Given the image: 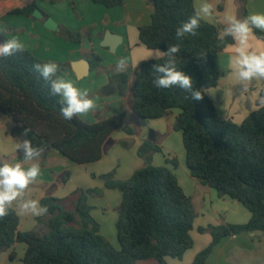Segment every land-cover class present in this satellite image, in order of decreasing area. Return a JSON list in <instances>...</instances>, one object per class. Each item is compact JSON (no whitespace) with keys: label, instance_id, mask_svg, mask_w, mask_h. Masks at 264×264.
<instances>
[{"label":"trees","instance_id":"trees-1","mask_svg":"<svg viewBox=\"0 0 264 264\" xmlns=\"http://www.w3.org/2000/svg\"><path fill=\"white\" fill-rule=\"evenodd\" d=\"M93 1L114 8L123 6L126 0ZM247 2L240 0L241 20L248 16ZM150 3L151 23L139 27L141 43L150 50L161 51L179 43L177 69L192 77L194 90H200L203 99L193 100L178 87H154L153 66L165 63L166 59L160 58L140 64L133 85L132 111L140 119L159 120L178 110L173 130L182 133L186 167L192 178L215 189L221 198L239 202L252 213L251 220L245 224L222 223L199 229L213 240L193 264H208L213 250L225 238L264 234V103L241 124L222 119L205 89L210 82L216 86L221 78L217 60L226 48L222 29L201 19L195 36L178 41L175 30L195 14L194 0H150ZM38 8V0L30 4H24L23 0H0V20L12 15L36 19L33 13ZM63 32L67 40L82 42L81 32ZM253 32L264 40V31L253 29ZM6 40L9 39L0 30V43ZM46 62L50 61L26 49L0 57V111L12 120L14 138L29 128L34 137L53 147L71 164L88 165L102 160L104 145L116 130L124 128L128 135L136 134L132 127L124 125V113L98 118L94 123L84 121L79 115L65 120L60 114V98L50 94L49 86L33 69L34 64ZM58 65L60 75L67 66ZM109 74L117 83L118 92L124 93L129 74L117 70ZM261 98L264 100V88ZM121 144L130 147L129 141ZM162 152V147L149 138L138 149L144 165L130 178L116 180L114 173L100 177L107 189L122 194L116 225L119 248L102 235L100 224L92 217L89 196L101 194L95 188L73 193L76 197L73 211L64 208L62 200L45 196L40 204L48 207L45 216L49 220L48 232L42 235L35 231L22 232L20 216L10 206L8 215L0 218V254L21 243L26 247L23 264H140L149 260L169 264L168 258L182 260L194 246L191 233L197 212L174 172L167 166L152 163L154 154ZM166 163L179 166L176 158H167Z\"/></svg>","mask_w":264,"mask_h":264},{"label":"crops","instance_id":"crops-1","mask_svg":"<svg viewBox=\"0 0 264 264\" xmlns=\"http://www.w3.org/2000/svg\"><path fill=\"white\" fill-rule=\"evenodd\" d=\"M23 1L24 4L33 2V0ZM64 1L66 2L60 5H53L50 2V5H46V9L43 8L42 2L44 1H38V7L42 10L43 15L46 14L48 18L52 17L57 22L59 30L56 33H61L63 30L81 32L83 34L81 43L68 42L61 37L57 38L52 31L44 27V22L48 19L45 16L41 21L38 19L32 21V18L23 15L6 16L0 20V30L8 39H19L25 49L34 53L38 58L67 66L60 76L71 80L80 89H88L89 98H92L97 105L95 110L85 115H79L84 121L94 123L98 120V115L104 113V116L101 117L104 119L123 112L127 113L126 118L132 116L134 114L132 91L138 68L145 60H156L151 56L155 50H150L141 43L139 33L140 26L151 23L153 6L150 0H126L123 6L114 8L96 4L93 0ZM68 1L74 5L78 21H74L72 17L74 10L68 5ZM200 2L202 0H194L195 8ZM207 2L214 5V11L211 17L204 18V20L222 29L221 37L226 42V48L219 54L217 60L221 78L216 86H212L206 91L222 119H231L241 124L262 105L261 90L264 88V79L241 81L232 67V58L236 55L238 41L229 36L230 34L225 35V29L229 26L226 22L228 17L235 16L237 19H241L240 0H207ZM247 11L248 16L252 13L264 14V0H248ZM24 26L27 28L28 35L30 31L39 34L41 42L37 43V39L28 36H19V29ZM88 28H92V30L87 31ZM107 34L110 36V41L113 38L118 42L114 52L110 47L102 45L106 41ZM248 51L257 54L264 52V40L259 39L254 32L249 36ZM97 57L101 59V62H98ZM121 58L126 59L127 69L125 72L129 74L128 88L124 93L118 92V85L111 80L110 72H108V70L112 72L116 68V64ZM82 60L90 61L91 69L85 78L80 79L75 69H77L76 63ZM178 114L177 111L173 112V122ZM13 127L10 117L0 111V163L2 164H15L22 159V152L17 149L16 145L25 138L24 131L20 137L14 138L11 135ZM117 132L118 130L106 141L103 158L109 151L107 146L110 143L116 145L118 140L114 138ZM134 137L136 136L127 134V139H125L135 141ZM27 138L31 139L34 145H46V150L39 158L41 175L37 180L42 181L43 184L38 201L41 202L45 196L52 195L62 200L64 208L73 211L76 197L57 192L58 189H64L67 186V175L72 168L71 163L30 132ZM140 146L141 143H134V152L137 155ZM141 162H134L138 166L131 170L129 178L142 165ZM31 163L29 162L23 167L26 169ZM183 172V181L177 175L178 180L185 193L191 197L197 212L194 229L191 233L194 246L186 252L182 260L168 258L169 264H193L196 256L212 243V236L208 233H201L200 228L217 226L222 223L245 224L252 218V213L242 204L227 197L221 198L215 189L203 186L192 178L188 169L185 168ZM94 177L96 178L98 175ZM67 203L71 205V208L67 207ZM38 218L36 220L40 225L42 223L47 226V222H43L45 218L47 221L49 220L47 216H38ZM35 226L33 227L35 228ZM23 227L24 224L21 220L20 230L22 232L40 233L39 227L36 230H24ZM12 254L14 255L13 259L11 258ZM15 259L16 253L11 251L9 260L14 261ZM208 264H264V234H241L225 238L213 250Z\"/></svg>","mask_w":264,"mask_h":264},{"label":"clouds","instance_id":"clouds-1","mask_svg":"<svg viewBox=\"0 0 264 264\" xmlns=\"http://www.w3.org/2000/svg\"><path fill=\"white\" fill-rule=\"evenodd\" d=\"M214 11V5L202 0L195 9V14L187 21L182 22L175 30V37L182 41L186 36H195L200 27V20L209 18ZM229 25L225 29V35H231L238 41L236 55L232 58V67L241 81L253 79H264V52L259 54L248 51V40L253 29L264 31V14L252 13L244 19L235 16L227 18ZM25 50L24 44L17 38H12L0 43V57H8L17 52ZM180 44H171L166 51L156 49L151 55L155 59L166 58L165 63L156 64L152 71L156 74L152 81L157 89H169L178 87L190 94L193 100H202L203 94L200 90H194L193 79L185 72L178 70L176 57L180 52ZM33 69L39 73L41 78L50 88V94L58 96L60 114L65 120H72L78 115H85L96 109L97 105L89 98L88 89H80L71 80H66L58 75L59 65L55 62L36 63ZM127 69V61L121 58L116 64L117 72ZM264 103V100L261 101ZM31 129H24V139L16 145L22 152V159L15 164L4 163L0 165V218L8 215V209L19 197H22L30 184L35 182L41 175L39 158L46 150V145H34L28 139ZM32 162L26 169L25 164ZM25 212L34 216H43L48 212V207L40 204L38 200H27L21 205Z\"/></svg>","mask_w":264,"mask_h":264},{"label":"rangeland","instance_id":"rangeland-1","mask_svg":"<svg viewBox=\"0 0 264 264\" xmlns=\"http://www.w3.org/2000/svg\"><path fill=\"white\" fill-rule=\"evenodd\" d=\"M44 1L43 8H47L46 5H50V2L53 5H60L65 3L64 0H38ZM70 7L73 8L74 12H72V17L74 21H78L77 12L72 3L67 2ZM40 9V8H39ZM42 12V10L40 9ZM43 13V12H42ZM23 19H28L26 17H22ZM52 18V17H50ZM33 19V18H32ZM36 21L37 19H33L32 21ZM38 21H41L38 19ZM45 27V26H44ZM19 28V27H18ZM19 36L21 37H30L32 39H37V43L41 42L39 34L34 31H30L29 35L27 34V28L20 27ZM46 28V27H45ZM92 30V28H88L87 31ZM57 31H52L53 35L57 38H63L65 41L71 42L67 40L64 32L56 33ZM26 33V34H24ZM231 36V35H229ZM154 60V59H153ZM149 61V60H145ZM112 71H116V68ZM108 72H111L108 70ZM88 81V80H86ZM213 94V92H211ZM179 112L178 110H175ZM126 114L125 112H123ZM105 114V113H104ZM104 114H99L97 118H101ZM122 114V113H120ZM119 115V114H118ZM173 115L159 119V120H144L138 118L136 115L132 114V116H127L126 122L124 120V125L132 127L136 134L134 137L135 141H129L130 147H124L121 142H126L127 133L124 128L118 130L117 134H115V140H118L116 145L110 143L107 146L109 150L106 156L98 162L91 163L88 165H76L71 164V169L69 174L67 175V186L64 189H58L57 192L68 194L70 197L74 192L78 189H82L84 191L89 189L98 188L101 190V194H93L89 196V204L93 207L91 212L92 217L100 224L101 233L104 235L116 248H119V242L117 239V221L119 218V207L122 201V194L118 190H108L105 188L104 181L100 178L102 175L114 173L116 180H126L129 178V174L133 168L138 165H135V161L141 162L138 168L144 165L143 160L134 152V143H143L145 140L151 138L153 142L162 147V153H156L153 156V164L155 166H167L170 170L174 172V174L179 176V179L183 181L184 170L186 167V151L183 143L182 133L179 131L173 130V124L175 121H172ZM117 131V130H116ZM151 132H154V135L151 136ZM130 136V135H129ZM126 138V139H125ZM138 157V158H137ZM167 158H176L179 166L177 168L174 167L173 164H167ZM58 172V171H56ZM98 175V177H94ZM178 178V177H177ZM197 181V180H196ZM180 183V182H179ZM42 181L36 180L35 182L30 184L29 187L25 190L22 197H19L16 201L11 205L15 208L24 224V230H36L39 227V234H45L48 232V228L45 224H39L38 216H34L29 212H25L21 205L27 200H38L41 192H42ZM181 185V184H180ZM184 189V188H183ZM68 208H71L69 203L66 204ZM47 222L45 218L43 222ZM36 225V226H35ZM35 226V228L33 227ZM26 247L24 244H17V246L8 248L4 250L0 254V264H23L22 259L25 256ZM11 251H15L16 259L14 261L9 260V254ZM140 264H157L155 260L143 261Z\"/></svg>","mask_w":264,"mask_h":264},{"label":"water","instance_id":"water-1","mask_svg":"<svg viewBox=\"0 0 264 264\" xmlns=\"http://www.w3.org/2000/svg\"><path fill=\"white\" fill-rule=\"evenodd\" d=\"M33 16L36 19H40V20L44 19V15L40 11V9H36L33 13ZM44 26L50 31H58L59 30V26L53 18L46 19L44 22ZM112 39L110 41V36L107 34L106 41L103 42L102 45L105 47H110L111 51L114 52L117 48L118 42H116L117 40H115V39L112 40ZM226 40H228L227 37H226ZM112 41H113V43H112ZM119 41H121V40L119 39ZM76 65H77V69H75V71L78 75V78H80V79L85 78L89 74L90 69H91L90 61L82 60V61L77 62ZM211 87H212V82L208 83L205 86V89L209 90ZM51 148L53 150H55L53 147H51Z\"/></svg>","mask_w":264,"mask_h":264}]
</instances>
